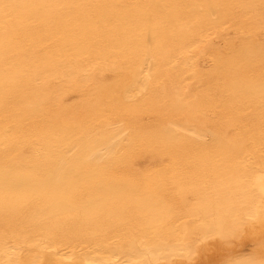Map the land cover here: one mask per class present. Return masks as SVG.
<instances>
[{
    "label": "bare ground",
    "instance_id": "1",
    "mask_svg": "<svg viewBox=\"0 0 264 264\" xmlns=\"http://www.w3.org/2000/svg\"><path fill=\"white\" fill-rule=\"evenodd\" d=\"M199 2L0 0V264H175L177 259L191 260L201 251L200 243L213 236L199 232L197 227V230H192L194 234L188 236L189 227L185 223L172 221L174 214H187L180 198H172L177 200L174 207L167 202L168 199L157 194H135L130 180L109 171L123 160H129L134 152L133 145H136L120 123H105L98 136L84 138L78 134L80 126L73 125L66 114L61 120V113L64 114L68 103L56 98L57 92L82 91L85 85H91L94 74L110 72L115 77L129 76L130 81L121 87L125 99L134 101L145 90L147 77L151 73L164 72L166 64L173 62L169 60L172 51L185 44L194 45V41L200 39L209 42L208 36L217 30L220 32L219 28H224L221 25L231 23L235 16L227 12L228 8L227 11L222 8L219 11L211 1L204 2V7ZM225 3L216 4L222 7L226 6ZM208 44L213 46L212 41ZM220 54L217 55L219 59L224 57ZM189 63L192 64L191 61ZM26 70H29V75L23 73ZM242 74L236 77L238 87L253 90L264 87V76L248 78ZM103 86L112 95H117L121 89L116 83ZM86 93L85 90L83 95ZM257 97L259 95L254 100ZM240 128L243 134L256 136L255 148L264 155V124L241 125ZM164 129L168 134L187 141L185 143H194L197 153L210 149L206 144L213 133L208 136L201 127L171 120ZM73 134L78 135L72 138ZM218 135L217 138L220 137ZM27 145H35V154L24 152ZM236 145H231V149L228 146L233 153L234 164H246V172L240 174L238 171L240 177L236 173L235 177L239 178L235 180L225 179L224 188L232 194L233 185L236 201L245 209L240 215L236 212L238 215L234 216L231 229L228 226L221 229L209 226L206 232H243L257 222L254 223L257 217L262 216L264 220V158L263 166L257 167L254 162L253 166L244 158L249 150L244 152L245 146ZM211 159L206 158L203 164H197L199 170H206L207 176L217 167ZM231 160L229 157L227 163ZM135 167L133 169L137 170ZM86 169H91L90 174L99 172L101 181H94L93 193H81L87 199L85 204L83 200L77 203L74 188L78 179L89 180L84 173ZM218 185L214 188L219 189ZM144 189L147 191L146 187ZM173 189L176 191V187ZM135 206L153 210L152 216L147 213V216L134 220L129 214ZM79 209L82 214H78ZM77 215L81 218L73 217ZM205 217L204 223L212 225L209 223L211 219L207 221ZM130 230L157 233H127ZM214 236L221 239L235 237ZM220 261L212 260L205 264H221ZM227 264H264V250L256 255L230 260Z\"/></svg>",
    "mask_w": 264,
    "mask_h": 264
},
{
    "label": "rangeland",
    "instance_id": "2",
    "mask_svg": "<svg viewBox=\"0 0 264 264\" xmlns=\"http://www.w3.org/2000/svg\"><path fill=\"white\" fill-rule=\"evenodd\" d=\"M209 1H211L219 11L222 8L221 10L223 11L229 9L227 12L231 14L234 13V18L231 19V23L229 22L231 26L229 23L221 25V28H224H222V30L219 28L220 32L217 30L214 34L208 36L210 37L208 41L213 42L212 47L208 44L209 42H207V40L200 39V41H194L196 42L194 45L185 44V46L172 51L169 60L173 62L166 64L163 69L164 72L151 73L145 80V90L142 91L134 101L125 99L123 95L124 91L122 87L130 81L129 76L115 77L110 72L98 75L94 74L90 81L91 85H85L86 87L84 89L82 88V91H71L61 94L58 92L56 93L58 101L63 102L67 100L65 102L68 103V106L64 110V114L61 113V120L64 119L66 114V117L71 120L73 125L80 126L81 132L79 131L78 134H82L83 137L93 138L98 136L103 124L111 122L120 123L123 129L126 130L127 135L133 138L136 145H133L134 152L131 158L129 160H123L117 167L109 170L114 172L117 176L120 175L119 177H124L127 181L130 180L131 182L129 181V183H131L130 185L133 193L146 192L147 194H157L166 200L168 199L169 201L167 202L174 207L176 206L173 203L177 200L173 201L172 198H180V201H183V209L187 214H174V216L171 217L172 221L185 223L190 230V233L189 230L186 232L188 236L194 234L192 230H197L196 227L201 233L211 234L210 236L213 235L209 237L210 239L208 238L205 240L208 243L205 241L200 243L201 249L199 250L201 251L193 256L191 260L184 261L182 259L181 261V259H177L176 261L178 262L175 264H205L212 260H221V264L223 261V264H227L230 260L239 259L241 256L248 257V255H256L264 250V222L261 223V221L264 220L262 216L257 217V220L255 219L254 221V223L256 221L258 222H256L258 226L256 223L249 225L248 227L250 229H244V233L240 230L239 232L236 230L233 232L231 231L233 235L229 234V232L219 233L222 236L229 235L234 237V234L237 232L236 238L234 237L233 239H221L214 236L219 235L218 233L206 232L209 226L211 228L215 227V229L226 228L228 226L227 228L231 229L233 219L235 218L234 216L238 215L237 213L240 215L241 211L243 212L245 209L243 204L236 201L238 199L235 198V189L233 185L231 186V190H234V192L230 191V193L233 192L232 194H228V190L224 188V185L229 179L234 178L235 180V178L237 179L240 177V174L246 172L244 170V165L246 164H239L240 166L234 164L232 157L233 153L230 152L231 145L237 146V143L238 147L241 146L242 148L244 146V148H246V146L248 147L250 145L247 149L243 148L244 152L248 150L249 153L251 152L250 155L246 153L248 156L246 155L244 158L251 164L254 162L253 164L257 167L258 165L260 167L263 166L261 164L263 163L264 155L260 149L255 148L256 136L243 134L240 127L241 125L252 126V124H264V87H261L259 90L246 89L245 87L240 88L237 86L239 80L236 77L240 73H243L242 75L248 78L264 76V0H261V2L260 0H251L252 2H250V0H200L199 2L198 0L199 4H202V7ZM228 2H231V4ZM216 3H225L226 6L220 7ZM255 5L257 7H255ZM243 14L244 19H242ZM247 16L248 18L245 19ZM246 23H248L249 26ZM228 27L230 28L228 29ZM202 47H204V50ZM216 51L221 52L224 57H220L219 59L217 55L220 53ZM189 61H191L192 64H190ZM215 63L219 65L218 68ZM212 64L214 65L212 66ZM217 70L218 72L215 73ZM23 73L26 75L30 74L29 70ZM109 83H116L120 87L122 86L117 95H112L105 90V86L103 85ZM85 90L87 93L83 95ZM256 95H259V97L254 100ZM87 97L88 100L86 99ZM171 120H179L186 122L190 126L201 127L203 131L208 133V136H210L212 132V138L209 137L208 143L206 144V146L210 148L208 152L197 153L194 143H185L187 141H183L176 135L168 134L164 127ZM217 126H219V128ZM217 129H220L222 132L220 130V132L217 131ZM251 130L250 128L249 131ZM78 134H73L74 136L72 138ZM216 134H220L218 135L220 137L217 138ZM238 137L244 141H240ZM212 141L214 144L210 146L211 143H213ZM219 141L224 142L222 144ZM229 145L230 149L228 147ZM217 147H219V149H217ZM216 149L218 150L217 153ZM178 151H180V153ZM24 152L26 154H35V145L25 146ZM219 153H221V155ZM252 155H256L255 157L257 159H254ZM229 157H231L232 160L227 163ZM206 158H213L211 162L217 166L216 169L212 170L213 173L211 174L213 175L215 173L213 177L209 174L211 171L207 172L210 178L208 177L209 175L207 176L205 173L206 170L201 171L198 168V165L203 164ZM157 162L161 163L157 164ZM233 166L236 168L234 169ZM134 167L138 171L134 170ZM237 167L240 168L238 169ZM192 170H195V172H192ZM196 170L199 171L196 172ZM218 171L222 172L219 173ZM225 171H230L231 173L227 172V174ZM90 172L91 169H86L84 172L88 175L89 180L78 179L76 181L74 194L77 203H81L83 200L82 203L85 204L87 199H84L81 193H93L95 190L91 188L94 186V181L95 183L101 181L99 172H97L96 175L90 174ZM202 172L206 174V177H204V173L202 176ZM236 173L237 176L239 174V177H235ZM225 174L228 176L227 178H225ZM64 177H68V175H64ZM72 178H75V176ZM225 179H227V181H224ZM213 181H216L215 184ZM216 184H219L218 188L221 190L217 189V187L216 189L214 188ZM145 187L147 191L144 189ZM174 187H176V191H174ZM211 190L212 192H209ZM79 192L80 196L78 195ZM222 196L225 197L222 198ZM206 204L208 205L206 206ZM225 205H227V209ZM240 206L244 208L242 209ZM200 209H202V211H200ZM199 211L200 213H198ZM227 211L229 212L228 214ZM152 212L153 210L146 211L143 207L135 206L133 212L129 215H131L134 220H137L140 219L142 215L147 216V213L148 216L151 217ZM170 212H173V210ZM230 213H232V215ZM78 214H82L81 209H79ZM204 215L206 216L205 220L208 221L211 219L209 223L212 225H208L206 222L204 223ZM208 215L211 217L209 216L207 218ZM225 215H227V220L229 219L228 217L231 219V221L228 220V224ZM73 217L76 219L81 218L80 215ZM133 226L139 227L138 224H134ZM251 228L253 230H251ZM121 232L126 231H120V233ZM127 233L141 235L155 234L157 232L152 230H150V232L130 230L127 231ZM238 234H240V236ZM261 247L263 249H260ZM233 250L234 252L231 254L230 251ZM227 253L231 254H229L230 258H234L230 259Z\"/></svg>",
    "mask_w": 264,
    "mask_h": 264
}]
</instances>
